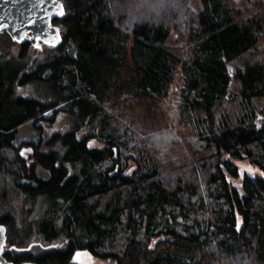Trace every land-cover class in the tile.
<instances>
[{
  "label": "trees",
  "instance_id": "16d2710c",
  "mask_svg": "<svg viewBox=\"0 0 264 264\" xmlns=\"http://www.w3.org/2000/svg\"><path fill=\"white\" fill-rule=\"evenodd\" d=\"M60 1V45L0 54L5 259L264 264V178L233 163L264 167V0Z\"/></svg>",
  "mask_w": 264,
  "mask_h": 264
},
{
  "label": "water",
  "instance_id": "95a60500",
  "mask_svg": "<svg viewBox=\"0 0 264 264\" xmlns=\"http://www.w3.org/2000/svg\"><path fill=\"white\" fill-rule=\"evenodd\" d=\"M65 13L60 0H0V31L17 42L60 45L62 35L53 20ZM7 244L6 227L0 225V264H14L3 256ZM22 264H35L24 262Z\"/></svg>",
  "mask_w": 264,
  "mask_h": 264
},
{
  "label": "rangeland",
  "instance_id": "374dc122",
  "mask_svg": "<svg viewBox=\"0 0 264 264\" xmlns=\"http://www.w3.org/2000/svg\"><path fill=\"white\" fill-rule=\"evenodd\" d=\"M191 7L195 12H199L201 10V0H190ZM18 50V43L14 41L5 30L0 31V54L5 53L6 51H14ZM261 123L259 122V125ZM67 125L66 116H60L59 120L53 126L45 125L44 132L45 135L48 136L56 131L63 130ZM40 130L35 128L34 125L29 122L19 128L18 137H17V145L26 141L36 142L40 139ZM25 154L28 155V151H25ZM202 155H206L202 154ZM233 163L238 167L240 171V178L235 181L236 185H241V178L243 175H247L250 177H260L264 178V167L256 166L251 164L248 160H233ZM135 170V166L131 165L130 169L127 171L128 173H132ZM231 181H234L230 179ZM156 241V240H154ZM77 264H103L98 260L90 257L88 254H82L78 257Z\"/></svg>",
  "mask_w": 264,
  "mask_h": 264
}]
</instances>
